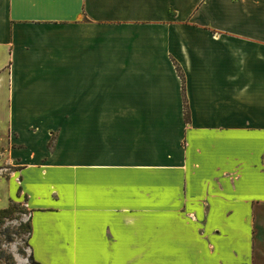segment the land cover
Instances as JSON below:
<instances>
[{
    "label": "crops",
    "instance_id": "0c3cea01",
    "mask_svg": "<svg viewBox=\"0 0 264 264\" xmlns=\"http://www.w3.org/2000/svg\"><path fill=\"white\" fill-rule=\"evenodd\" d=\"M20 201L39 264H255L264 0H0V210Z\"/></svg>",
    "mask_w": 264,
    "mask_h": 264
},
{
    "label": "rangeland",
    "instance_id": "374dc122",
    "mask_svg": "<svg viewBox=\"0 0 264 264\" xmlns=\"http://www.w3.org/2000/svg\"><path fill=\"white\" fill-rule=\"evenodd\" d=\"M182 120L184 124L188 123L185 103H182ZM150 168L143 167V171H146V173H143L150 175V173L148 174ZM142 185L143 189L146 190L141 193L140 205L150 207L153 205L150 198L151 184L142 183ZM6 209V213H0V264H28V258L31 256L28 249L30 216L27 214L21 201L19 203L11 202ZM166 216L165 214H160L158 215V220L164 221L166 220ZM110 218L116 220V215H111ZM150 218V215L143 214L139 220L148 222ZM168 218L171 221L198 220L193 213L186 212L172 213L168 215ZM252 237V258L255 260V264H261L264 258V231L258 229L256 234L253 232ZM129 264L135 263L130 262ZM138 264H150L148 256Z\"/></svg>",
    "mask_w": 264,
    "mask_h": 264
},
{
    "label": "trees",
    "instance_id": "16d2710c",
    "mask_svg": "<svg viewBox=\"0 0 264 264\" xmlns=\"http://www.w3.org/2000/svg\"><path fill=\"white\" fill-rule=\"evenodd\" d=\"M7 212V209H2L0 210V213H6ZM28 264H39L35 261H33V259L31 257L28 258Z\"/></svg>",
    "mask_w": 264,
    "mask_h": 264
}]
</instances>
